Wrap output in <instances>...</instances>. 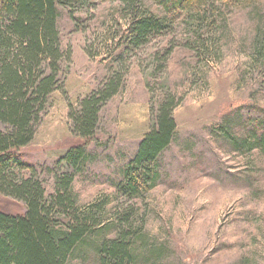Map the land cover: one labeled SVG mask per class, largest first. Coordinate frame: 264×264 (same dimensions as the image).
I'll use <instances>...</instances> for the list:
<instances>
[{
	"label": "rangeland",
	"instance_id": "rangeland-1",
	"mask_svg": "<svg viewBox=\"0 0 264 264\" xmlns=\"http://www.w3.org/2000/svg\"><path fill=\"white\" fill-rule=\"evenodd\" d=\"M252 1L217 12L205 46L177 20L171 32L130 56L121 46L128 20L118 2L90 1L74 10L59 5L61 83L33 140L19 151L47 193L56 162L83 142L71 132L70 108L119 69L121 88L101 107L86 148L90 161L75 174L79 203L108 196L109 214L131 206L146 245L161 249L155 264H264V154L240 143L255 121L264 127V54L254 55L264 40V0ZM166 93L176 99V136L158 159L159 183L127 202L117 196L116 183L152 125L151 107ZM0 210L25 212L22 202L4 196ZM82 255L68 264H96Z\"/></svg>",
	"mask_w": 264,
	"mask_h": 264
},
{
	"label": "trees",
	"instance_id": "trees-1",
	"mask_svg": "<svg viewBox=\"0 0 264 264\" xmlns=\"http://www.w3.org/2000/svg\"><path fill=\"white\" fill-rule=\"evenodd\" d=\"M90 1L120 4L128 20L121 45L127 56L171 32L177 20L197 38L195 43L205 46V34L215 32L217 12L224 6L253 2L150 0L160 8L157 14L147 0H0V196L20 201L25 208L23 214L0 210V264H68L79 258L78 253L93 256L96 264H155L160 258L161 249L147 246L143 227L134 226L131 206L121 205L109 214L108 196L81 205L73 191L75 174L90 161L86 148L97 130L99 111L121 88L119 69L111 70L77 102V108H70L71 132L83 142L70 147L56 162L52 193H47L36 168L19 153L33 140L48 98L61 83L64 55L57 7L74 10ZM255 47L256 59L261 58L264 40ZM170 53L171 49L164 56ZM175 106V96L166 93L151 107L152 125L124 166L115 186L118 197L127 202L141 199L159 183L158 159L177 132ZM240 143L264 154V127L255 121Z\"/></svg>",
	"mask_w": 264,
	"mask_h": 264
}]
</instances>
